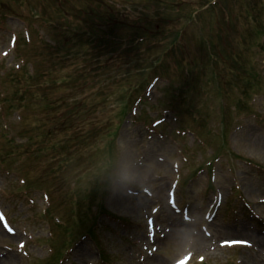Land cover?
<instances>
[{
	"label": "rangeland",
	"instance_id": "1",
	"mask_svg": "<svg viewBox=\"0 0 264 264\" xmlns=\"http://www.w3.org/2000/svg\"><path fill=\"white\" fill-rule=\"evenodd\" d=\"M17 1L19 2V0H0V7L13 8L18 15L25 14V7L19 5ZM114 1L122 3L118 10L128 16L126 19L131 20L137 16V9L134 6L128 5L126 0ZM175 1L179 4L185 2V5L188 7H191L196 2V0ZM255 1L258 0H237L238 13L235 12L236 23L232 22V25L230 26L229 24H226L223 18H221V25L218 27V31L225 35L227 43L225 46L228 48V45H230L228 40H230L231 47L234 48V50H232L234 55L241 51V53L249 58V62L253 63L252 67L243 64L247 70L252 68L251 72L253 74L261 73L262 61L264 60V53H262L263 49L261 52L257 49L258 45H262L263 48L264 45L260 41V35H256L260 31V25H264V6L263 9L259 11H252L251 15H247L244 12H246L247 9H250V6L254 5ZM225 6L231 7V0H225ZM248 19H251L254 23V37H251V40L249 34V28L251 26L246 23V20ZM7 24L8 27H13L17 25V21L10 20ZM263 31L264 28H262L260 33ZM212 40L217 41L220 45L219 39L212 38ZM262 42L264 41L262 40ZM129 45L130 44L125 45L119 53H112V55L105 60L102 72L110 71L109 75L101 77V73L98 75L90 73L92 80L86 81L82 85L84 89H86L84 93V95L87 96L85 104L74 109V116L70 119L69 131L66 133V136H70L73 132L71 138L79 139L80 137H86L88 139L90 136L84 131V128H89L91 132H94L95 134L100 133L98 129L100 124L106 122L109 117V111H107V106L109 104L99 100L98 93L103 92L105 95H108L110 91L115 89L117 84L118 87L123 86V91H129L130 88H137L139 95L146 86L144 84L148 83L153 76L157 75L150 74L155 66V60L158 58V56L155 55V48H159V45L145 43L142 45L145 47L144 50L139 51L133 56L128 55ZM3 46L4 43H0V50ZM252 46H255L258 53L256 58L254 56V47ZM184 47L187 48L190 56L184 54ZM184 47L180 46L177 48L175 54L171 55V52L166 55V58H169L171 62L166 59L159 71L162 72L164 76L170 78L173 85L164 86L163 84L165 83H159L155 88L156 94L151 95L153 96V99L148 105L160 111L162 108L168 106L167 103H172L171 108L179 115L181 119V122L179 120L180 126L184 128L189 127L196 129L191 124L193 123V119H199V130L198 132H195L197 134L200 133L202 138L206 140L208 149L215 150L216 140L219 136V128L221 125L226 127L224 119L225 121H228L235 116L232 112H229L228 114L225 113L224 109L221 107L223 105L233 107L234 104L241 100L242 96L240 94L239 86L244 83V75L239 78L234 75V78L231 79L227 74H220L222 73V63L229 60L226 51L223 49L224 46H222V55L217 57L218 62H215L214 64V71L210 68L208 64V56L201 45L193 47L185 45ZM160 51L163 53V48L160 47ZM173 59H175L174 62H172ZM56 66V71L60 75L66 77L75 76L81 72L79 69H82V72H86L82 64L76 59H72L68 62H59ZM184 68H187L190 74H193L194 77L198 74V82L193 81L190 86L191 89H188V91H193L190 95H187L184 92V90H186L185 86H188V82L186 85L184 84V81H186V77L183 75ZM214 72L219 74L214 76L213 79H209V76H212ZM114 77H117L118 83L111 80ZM262 81L264 83V78H262ZM87 82H90V85L86 84ZM104 83L107 84L105 88L102 87ZM234 84L238 85L228 88ZM73 85L69 88L71 89ZM174 91L177 92V95H174ZM159 92L161 93V97H159ZM82 97L84 96H80L78 99L80 100ZM87 108L93 109V112L88 114L90 117H85L83 115L84 110ZM178 110L185 111V116L181 117ZM95 112L99 114L98 118H94L93 115ZM173 115L176 114L173 113ZM179 122L175 125L172 121H169V126H172V128L168 127V129L169 131L171 130V133L177 130L176 126L179 127ZM253 124L250 125L247 130L241 129L237 132L233 131L231 140L229 138L231 144V146H229V150L231 151L229 155H237L238 158L245 160H250L253 157L260 161L258 163L259 165H264V126L260 125L257 121H254ZM168 129H166V131H168ZM206 129L211 132H206ZM19 131V128L12 129V135H15ZM127 134L130 136L126 137ZM138 137L139 136H134L133 130H123L122 128V130L119 131L116 137V149H114V157L117 162L113 168V172L116 174L118 181L109 182L107 188L104 187L100 192H92L96 183V172L92 167H89L95 156L91 147L84 149L81 166L75 167L71 170V173H74L73 177H60L59 183H47V186L53 190L54 199L57 201L56 213L57 215L63 216L65 219L71 218L76 222L78 214H81L85 216V221H88L86 223L88 226L91 219L94 217L99 218L102 211H106L116 217L128 220L131 226L121 228L114 225V223L107 218L101 219L102 225L101 227H98L99 230L97 237L99 238L102 250L107 251L109 255V264H138L141 261L138 256L143 255V253L146 255L142 247L146 246L148 249L151 247V245L146 244V240L142 241L140 239L144 236V230L141 225L142 215L140 212L139 214L135 213L126 209L125 206L116 205L113 202L112 197L118 188H116L115 185L121 183V191L123 194L128 195L125 187H135L138 189L143 185L144 187L153 190L156 188L157 183H159V185L163 183L166 200V192L170 181L173 178L171 165L175 162H180L182 171L186 174V166H189L192 160V155L190 154L187 156L188 164L183 166L182 160L180 159L182 156V150L184 148L193 150L196 152L197 156L201 153V150L196 146V140L192 138V135L186 134L184 137H177L172 134V140H170L169 143H161L157 140L153 141L152 143H158L159 145H152L154 147L153 155L144 159L145 150L148 147L145 149L144 146L140 145L141 142ZM205 156L206 155L204 154L203 157L205 158ZM124 158H126L129 163L127 161L124 162ZM127 163L129 164L128 168L130 169L132 165H135V167L133 166V169H131L132 173L129 172L130 174H127V171H125ZM221 163L222 164L217 168L219 173L215 171L214 188H219V192H222L223 190L221 189V186H232L231 179L234 177V179L239 181L238 185L242 187L247 202H249L254 208L255 200L262 197L264 194V183H262L254 174H250V167L241 164V161L239 160L235 162H225V160H222ZM82 173H84L85 176L80 181ZM67 175H70V173ZM77 179L79 180L76 181ZM184 179L185 177H183V180ZM72 181H75V185H71ZM97 181H99L98 184L100 186H103L105 184V177L102 175ZM110 185L111 187L109 188ZM207 189L208 181L205 175H201L197 182L189 184L188 186L184 185V187H182V183L180 184L178 194L180 200L181 198L185 199V202H182V205L186 202L189 204V216L192 217L196 223L194 225H189V231L191 234L187 233L180 237L177 236L167 244H165L164 241H166V236L168 234L162 239L159 237L160 234H157L156 238L160 240L158 242L160 247L157 252L160 263L170 264L171 261L183 254V249L185 245H187V247L189 246L194 253L195 257L199 255L205 256L204 264H223L224 261H228L229 264H264V249H256L255 247L252 249H235L227 251L219 250L217 247L218 243L224 239L243 238L250 240L252 234H258L257 230H264V226L259 223L255 226L257 222L249 223L243 219L237 227H234L231 223H228L226 219L218 217L210 226H208L214 238L212 240L205 238L201 231V224H204L203 215L205 211L200 209L199 206L201 205V201L198 200L201 194L205 195V193L209 191ZM224 195L228 203L232 205L240 203L238 194L233 198L230 196L229 190L226 189L224 190ZM128 198L129 200L126 201L128 205L138 199L130 195ZM77 202H79V205H77ZM155 205L156 204L151 200V204H149L148 208L149 211H151V208ZM11 207L13 209V216L18 219L21 218L19 209L13 205H11ZM37 207H41L40 202ZM255 209L259 214L262 213L264 215V205L262 207H256ZM174 217L181 222L179 215H174ZM99 222L100 219L98 223ZM169 227V224L165 225V223H162L163 230L168 229ZM33 231L35 238L38 237V239L41 240H46L48 238L42 229L39 231L38 228H36ZM84 232L85 230H78V232L75 233L71 247L74 243H77L79 237L82 236ZM192 232L194 233L192 234ZM240 232H244L248 235ZM259 235L262 237L264 236L263 234ZM198 238H202L204 241L207 240L206 242L208 243H213L214 247L201 251L197 250L196 239ZM17 240L18 239L4 238L0 240V245H14ZM251 243L254 244L252 238ZM76 248L78 249L75 250ZM37 249L38 248L35 247L32 249L34 252V258L31 260H22V263H45L48 257L47 252L42 251L41 253H37ZM211 249H214V251H211ZM93 250H95V248L90 242L83 241L78 243L76 247L72 248V253L68 257L69 261L66 262V264H88L95 261L97 258H95L96 253ZM152 258H150V260ZM236 260L238 263H235Z\"/></svg>",
	"mask_w": 264,
	"mask_h": 264
},
{
	"label": "bare ground",
	"instance_id": "2",
	"mask_svg": "<svg viewBox=\"0 0 264 264\" xmlns=\"http://www.w3.org/2000/svg\"><path fill=\"white\" fill-rule=\"evenodd\" d=\"M157 195L160 197V199L162 198V196L164 195L162 188L159 189V191L157 192ZM114 199H115V202L117 204H123L124 203V197L123 196L119 197L118 195H116ZM164 208H165V211L167 213H171V211L169 210L167 205L164 206ZM188 232H189V228L187 226L181 225L179 223L178 224H173V226L171 228V231L169 232V235H168L169 238H167L164 243L167 244L168 242L172 241L175 237H177V236L180 237V236H182V235H184V234H186ZM200 246L203 247L204 244H200ZM156 262H157V264H161L159 259L155 260L153 262V264H156ZM0 264H3L1 260H0Z\"/></svg>",
	"mask_w": 264,
	"mask_h": 264
}]
</instances>
